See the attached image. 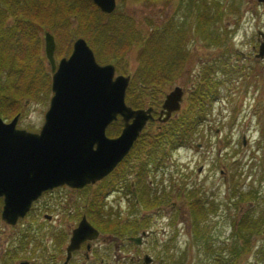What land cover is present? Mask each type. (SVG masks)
Masks as SVG:
<instances>
[{
	"label": "rangeland",
	"instance_id": "rangeland-1",
	"mask_svg": "<svg viewBox=\"0 0 264 264\" xmlns=\"http://www.w3.org/2000/svg\"><path fill=\"white\" fill-rule=\"evenodd\" d=\"M197 1L199 2L194 0L195 3L207 2L208 4H204L214 11L215 7L209 4L210 0ZM215 1L224 6L223 8L220 5L223 12L220 19L217 18L211 23L207 31L210 35L204 41L202 36L196 35V30L191 33L197 20L196 5L189 0H115V9L132 18L143 36L150 29L163 26L165 22L184 21L182 28L190 31L186 43L189 52L183 74L173 85L180 87L185 93L180 104L183 112L189 107V96L196 90L202 66L215 61L219 65L221 61L231 68L226 74L216 71L214 78L222 84L219 87V99L213 103L206 115L208 122L205 121L196 135L188 138L190 141L186 148L179 149L173 155L171 173L174 188L183 178L191 187H202L201 181L209 178L206 172L212 169L214 173L210 176L215 174V185L203 184V188L215 191L218 204L216 214L207 217L204 227H198L199 233L195 234V228L189 232L184 231L180 242L185 243L173 252L174 259L181 264H217L213 256L215 252L212 251L220 250L215 256L221 255L225 262H229L232 256V259L236 257L232 264H264V231L250 237V252L241 253L239 257L235 254L241 251L242 244L233 234V224L237 223L248 208L257 213L264 212V201L257 200V206L253 202L247 206H238L235 197L230 198L231 185L223 182L218 174L219 168L222 167L223 173L230 178L237 165L236 187H240L242 192L255 190L261 198L264 197V61L256 57L261 41L258 32L264 34V4L255 0H213ZM73 28L74 26L71 30ZM44 33L41 34L42 42ZM73 38L71 36L59 39L54 50L56 63L62 58H67L75 41ZM42 52L44 62L48 65L43 45ZM60 53L63 55L59 56ZM137 56L138 47L133 45L124 56L122 67L134 71L138 65ZM48 69L47 66L46 70ZM117 75L122 74L115 71V76ZM51 95L50 92L45 99L22 102L20 113H8L5 117L0 114V117L5 122L18 115L21 117L18 129L36 131L43 123ZM154 97L160 102L158 105H146L141 109L156 110L161 101L160 96ZM151 101L152 96L145 99L147 104ZM185 135L188 136V132H185ZM243 140L244 145L241 144ZM198 145L203 146V149H198ZM201 167L206 171L199 175L197 170ZM234 194L236 196V192ZM197 196L195 195L199 198ZM173 201L177 214L186 213L183 198H174Z\"/></svg>",
	"mask_w": 264,
	"mask_h": 264
},
{
	"label": "flooded vegetation",
	"instance_id": "flooded-vegetation-1",
	"mask_svg": "<svg viewBox=\"0 0 264 264\" xmlns=\"http://www.w3.org/2000/svg\"><path fill=\"white\" fill-rule=\"evenodd\" d=\"M173 85L160 97L161 104L152 111L153 120L146 123L128 153L100 179L73 187L55 183L57 177L52 173L49 185L14 222L3 218L4 197L0 196V264H181L174 259L173 252L184 245L185 242H180L184 231L195 228L197 234L207 217L216 214L218 204L215 191L203 188V184L215 185V174L210 176L214 173L212 169L206 172L209 178L201 181L202 187H191L183 178L174 188L173 155L186 148L190 140L173 148L171 139L160 133L168 121L183 118L180 108L162 122L165 118L162 104ZM198 120L191 126L194 135L206 118ZM44 121L45 114L42 125L29 133H39ZM123 127L118 116L105 127L104 135L115 139ZM90 143L88 138L80 140L83 146ZM96 148L94 143L92 150ZM236 167L230 178L222 167L218 172L220 179L231 185V199L235 197L232 194L236 188ZM204 171L201 167L197 173L201 175ZM174 198L184 199L186 213L177 214ZM192 206H206L207 210L191 211ZM79 225L83 231L75 240L74 232ZM75 243L77 246L70 250Z\"/></svg>",
	"mask_w": 264,
	"mask_h": 264
},
{
	"label": "trees",
	"instance_id": "trees-1",
	"mask_svg": "<svg viewBox=\"0 0 264 264\" xmlns=\"http://www.w3.org/2000/svg\"><path fill=\"white\" fill-rule=\"evenodd\" d=\"M189 1L195 3L194 0ZM209 2L215 7L214 11L205 5L208 4L205 1L195 3L197 22L191 33L196 30V35L202 36L203 41L210 35L207 31L213 20L220 19L223 12L221 6L224 8L216 1ZM183 22H165L163 26L154 27L143 36L132 18L116 9L111 14H104L91 0H0L1 116L20 113L22 102L37 101L49 96L50 72L46 70L42 52L41 34L44 32L53 36L55 45L61 37L83 38L98 64H111L118 74L129 75L125 103L132 109L158 105L160 102L154 96L161 97L166 92V86L173 85L183 74L186 65L189 52L186 43L190 31L182 28ZM72 26L74 28L71 30ZM133 45L138 47V65L131 72L123 68L121 63ZM230 70V66L221 61L219 65L215 61L202 66L196 90L189 96L190 104L183 112V118L168 121L160 129L165 139H171L173 148L179 144L184 145L189 137H193L194 129L191 126L197 124L201 117L206 118L213 103L219 99L222 82L214 78L216 71L226 74ZM151 96L153 101L147 104L145 99ZM185 132H189V135L186 136ZM239 188H235L238 206H247L251 202L257 206V200L264 201V197L261 198L257 191L242 192ZM190 210L198 212L207 208L192 206ZM263 231L264 212L257 213L248 208L233 224V234L242 244L241 251L235 256L249 253L250 237ZM196 232L199 233V230ZM212 252H215L213 256L217 264H232L236 258L232 259L231 256L229 262H225L221 255L215 256L220 250Z\"/></svg>",
	"mask_w": 264,
	"mask_h": 264
},
{
	"label": "water",
	"instance_id": "water-1",
	"mask_svg": "<svg viewBox=\"0 0 264 264\" xmlns=\"http://www.w3.org/2000/svg\"><path fill=\"white\" fill-rule=\"evenodd\" d=\"M104 14H111L115 0H91ZM264 4V0H255ZM256 57L264 61V34ZM44 55L51 71V97L39 133L17 129L18 115L10 122L0 117V196L4 197L2 216L15 221L47 187L50 175L55 183L81 187L110 172L128 153L148 121L152 108L132 109L125 103L130 77L115 76L114 66L100 65L83 38L76 39L67 58L55 63V41L45 32ZM183 92L175 87L162 104L165 122L180 109ZM162 114V113H161ZM122 118L120 135L107 139V125ZM91 143L83 146L80 140ZM97 144L96 150L92 145ZM46 183L45 185L43 183ZM74 185H73V184ZM83 227L74 232L75 240ZM77 246L71 245L70 250Z\"/></svg>",
	"mask_w": 264,
	"mask_h": 264
}]
</instances>
